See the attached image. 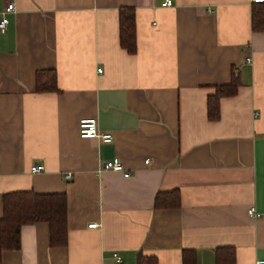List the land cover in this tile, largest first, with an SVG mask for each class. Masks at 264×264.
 <instances>
[{
	"label": "crops",
	"instance_id": "0c3cea01",
	"mask_svg": "<svg viewBox=\"0 0 264 264\" xmlns=\"http://www.w3.org/2000/svg\"><path fill=\"white\" fill-rule=\"evenodd\" d=\"M163 1H15L0 32V218L6 193L65 194L68 233L54 247L47 222L24 225L0 264L264 259V32L252 31L253 3ZM122 9L135 15L132 54ZM40 71L56 74L55 91L37 90ZM234 71L237 93L212 120L208 98ZM83 118L113 141L81 138ZM114 158L128 177L102 169ZM173 192L178 206L155 207Z\"/></svg>",
	"mask_w": 264,
	"mask_h": 264
},
{
	"label": "trees",
	"instance_id": "16d2710c",
	"mask_svg": "<svg viewBox=\"0 0 264 264\" xmlns=\"http://www.w3.org/2000/svg\"><path fill=\"white\" fill-rule=\"evenodd\" d=\"M253 32H264V2L253 3L251 12ZM120 43L130 54L136 51L135 15L132 9L120 11ZM240 83L234 75L231 82L215 87V93L208 98L210 119L219 117V101L222 97L237 93ZM36 87L39 92L56 90V74L52 71H40L36 75ZM179 194L158 195L156 208L176 207ZM37 222H47L50 228V245L67 244V199L65 194H38L34 191H17L3 195V216L0 218V263L5 250L20 248L22 226ZM137 264H158L153 256L139 255Z\"/></svg>",
	"mask_w": 264,
	"mask_h": 264
},
{
	"label": "built area",
	"instance_id": "2783aa9c",
	"mask_svg": "<svg viewBox=\"0 0 264 264\" xmlns=\"http://www.w3.org/2000/svg\"><path fill=\"white\" fill-rule=\"evenodd\" d=\"M16 0H11L9 1L3 8L1 12V18H0V32L2 34L6 33L7 28H8V19L7 15L14 13L16 11ZM252 3H261L264 2V0H251ZM172 5V0H164L161 3L162 7H169ZM248 63L251 62L250 58H247L246 60ZM98 72H101V69L98 70ZM234 75L238 76L237 71H234ZM78 131H79V136L83 139H98L102 143H111L113 141V136L111 133H102L98 129L97 121L94 118H83L80 119L79 125H78ZM148 162V161H146ZM102 169L104 170H111L115 172H121L123 173L124 177H128L129 173L125 170L122 162L118 158H114L112 160L106 161L102 165ZM44 170V166L41 164H36L31 167L32 172H40ZM67 178H71V174L68 173L66 175ZM248 214L250 216H256L258 217L259 214L255 212L253 208H250L248 210ZM97 223H92L89 225L90 228H95L97 227ZM115 262L117 264L122 263V259L120 256H115ZM255 264H264V259H259L256 261Z\"/></svg>",
	"mask_w": 264,
	"mask_h": 264
}]
</instances>
